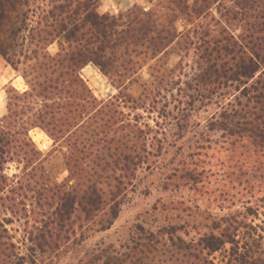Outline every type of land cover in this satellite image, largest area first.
Listing matches in <instances>:
<instances>
[{
  "label": "trees",
  "instance_id": "1",
  "mask_svg": "<svg viewBox=\"0 0 264 264\" xmlns=\"http://www.w3.org/2000/svg\"><path fill=\"white\" fill-rule=\"evenodd\" d=\"M100 4L0 0V56L18 81L0 116V264H264V0H155L117 15ZM50 148L63 153L59 183ZM153 170L164 191L221 215L193 238L137 225L77 257Z\"/></svg>",
  "mask_w": 264,
  "mask_h": 264
},
{
  "label": "rangeland",
  "instance_id": "2",
  "mask_svg": "<svg viewBox=\"0 0 264 264\" xmlns=\"http://www.w3.org/2000/svg\"><path fill=\"white\" fill-rule=\"evenodd\" d=\"M123 0H111L107 6V12L111 15H117L121 12L126 11L123 5H121ZM127 3H132L140 5L143 8H149L155 0H127ZM116 4V9L111 8L110 5ZM120 4V6H119ZM130 8V7H129ZM215 14V12H213ZM56 45L49 47L51 53L56 52ZM179 61V56L170 50L167 59V65L169 68H173L176 63ZM88 68L96 70L103 79L105 86L103 88L99 87L97 84H94L89 77H87L84 72L85 77L91 82V84L98 90V92L103 97L113 95L115 89L109 84L107 79L92 65H88ZM142 76L144 79L148 78L146 70H143ZM6 81L4 82V78ZM14 77V73L6 66L5 62L0 56V116L2 109L5 113V89L4 87L11 81ZM15 81H13V84ZM133 92L137 93V89L133 88ZM46 144L40 142V145ZM53 149V148H52ZM50 150L45 153L44 165L50 179L59 183L64 181L67 176V172L63 164V153L60 150L56 149ZM211 154V152H210ZM161 165V164H160ZM211 170L216 168V161L213 160L210 164ZM15 166L10 165L8 173L15 171ZM161 171L153 170L150 173H142L139 175L137 180V186L134 192L132 191L127 198V201L124 203L121 212L118 214V218L112 225V227L101 233H97L85 241L82 247L79 249V257L82 253L90 252L93 249L98 247L115 245L117 246L120 243L125 242L129 235L135 230L137 225H142L144 228L152 231H156L161 227L167 225H178L181 227L182 231L189 235V238H193L195 233L203 227L210 223L208 218L216 215H221L215 209L207 210L200 202H196V196L187 192V190H166L162 189L161 182ZM181 201L183 200V208H188L187 211L171 212L169 210H163L162 204L169 201ZM196 203L198 206L196 207ZM70 257H66L59 264H70Z\"/></svg>",
  "mask_w": 264,
  "mask_h": 264
},
{
  "label": "crops",
  "instance_id": "3",
  "mask_svg": "<svg viewBox=\"0 0 264 264\" xmlns=\"http://www.w3.org/2000/svg\"><path fill=\"white\" fill-rule=\"evenodd\" d=\"M127 0H123V1H121V5H123V6H125L124 8L125 9H128L129 7H131L132 5H133V2L131 3H127L126 2ZM110 3H112L111 2V0H101V4H100V7H99V12L100 13H105V11L107 12V6L110 4ZM116 4H113V5H110V7L111 8H114V9H116ZM119 6H120V4H119ZM7 66V65H6ZM9 67V66H8ZM10 68V67H9ZM10 70L14 73V77H13V79L11 80V81H9L11 84H13V81H15V83L13 84V85H16L17 84V78H16V74H15V72L10 68ZM4 82H7L6 81V77L4 78ZM2 114H4V109H2V111H1V115Z\"/></svg>",
  "mask_w": 264,
  "mask_h": 264
},
{
  "label": "built area",
  "instance_id": "4",
  "mask_svg": "<svg viewBox=\"0 0 264 264\" xmlns=\"http://www.w3.org/2000/svg\"><path fill=\"white\" fill-rule=\"evenodd\" d=\"M145 10H147V8H145ZM47 145L48 144H43V145H40V148H41V150H47Z\"/></svg>",
  "mask_w": 264,
  "mask_h": 264
}]
</instances>
